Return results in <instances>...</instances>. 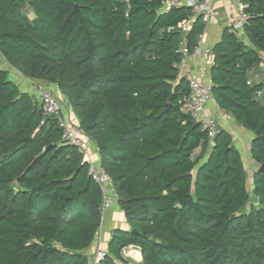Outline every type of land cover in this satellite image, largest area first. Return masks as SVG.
Here are the masks:
<instances>
[{
	"label": "trees",
	"instance_id": "trees-1",
	"mask_svg": "<svg viewBox=\"0 0 264 264\" xmlns=\"http://www.w3.org/2000/svg\"><path fill=\"white\" fill-rule=\"evenodd\" d=\"M167 1L0 0V53L57 84L97 147L128 224L104 264H128L129 245L139 264H264V0H240L247 19L223 28L209 70L217 107L252 133L249 178L232 135L209 140L185 110L180 47L205 24L182 31L192 10ZM100 205L83 153L0 68V264H87Z\"/></svg>",
	"mask_w": 264,
	"mask_h": 264
},
{
	"label": "built area",
	"instance_id": "built-area-1",
	"mask_svg": "<svg viewBox=\"0 0 264 264\" xmlns=\"http://www.w3.org/2000/svg\"><path fill=\"white\" fill-rule=\"evenodd\" d=\"M236 6L234 15L227 23L230 32H239L246 19L245 12L246 5L240 0H229ZM184 5L192 10V15L188 20L181 22V30L187 31L192 21L197 17H201L206 25L214 18H216V10L213 0H169L165 3L164 8L170 9L172 6ZM171 29V28H170ZM204 31L197 37V43L192 51H190L185 44L180 47L182 58L178 64L179 72L182 74L189 85V95L186 99L185 110L190 116L199 122L201 128L207 133L209 140L213 138L219 127L214 117L207 115L205 111L206 103L211 99V81L209 78V70L213 64L212 47L203 43ZM197 58L200 60L199 67L192 71L189 68V60ZM57 90V84H54ZM38 103L47 116H53L61 129V140L65 144L76 146L78 150L83 153L84 159L88 163V175L92 181L98 186L101 192V205L100 210L108 209L117 203L118 192L113 184L111 176L104 170V168L96 161L88 156V141L89 137L85 134L83 129L78 123H72L68 120L64 113V102L51 90L38 88ZM230 119V115L225 117ZM43 120H41V124ZM87 264H104L103 259L105 251L99 247L94 248L87 254Z\"/></svg>",
	"mask_w": 264,
	"mask_h": 264
},
{
	"label": "crops",
	"instance_id": "crops-1",
	"mask_svg": "<svg viewBox=\"0 0 264 264\" xmlns=\"http://www.w3.org/2000/svg\"><path fill=\"white\" fill-rule=\"evenodd\" d=\"M213 4L216 10V18L207 23L204 28L203 43L207 46L212 47L216 42L219 41L223 28L227 26L228 21L234 15L236 11V6L229 0H213ZM33 14V13H32ZM262 62L254 70L253 79L254 80H264V72L261 71L260 67H264V54L262 53ZM200 65V60L197 58H191L189 60V68L195 71ZM0 68L5 70L9 78L15 82L20 90L28 92L35 100L38 102V88H44L51 90L64 102V113L68 120L72 123H78V120L70 108L65 95L59 90L54 88V84H51L44 80H35L26 78L21 75L15 68L10 66L4 57L0 53ZM205 111L207 115L214 117L217 121L218 127L227 130L233 139V144L240 151L246 150L245 161L250 162V166H246L250 172L255 168V164L252 162L249 155V144L252 138V133L244 128H242L234 119H226L228 115L225 111L219 109L215 104L213 98L209 99L205 106ZM88 156L90 159L99 163V155L95 143L89 139L88 141ZM252 188V186H250ZM127 229L128 224L124 218L123 212L118 207L117 203L109 207L102 212V219L100 224V229L96 234L91 246L86 249L88 254L94 248L99 247L100 249L106 251L107 244L110 239L112 232L115 229ZM127 252V257L123 258L128 262V264L136 263L139 264L141 261V253L138 247L134 245L127 246L122 252ZM136 255V257H135ZM134 262H132V260Z\"/></svg>",
	"mask_w": 264,
	"mask_h": 264
},
{
	"label": "rangeland",
	"instance_id": "rangeland-1",
	"mask_svg": "<svg viewBox=\"0 0 264 264\" xmlns=\"http://www.w3.org/2000/svg\"><path fill=\"white\" fill-rule=\"evenodd\" d=\"M27 15H28V17H30V18L33 17V14H32L31 12H28ZM260 68H261V71L264 72V67H260ZM263 82H264V80H263ZM246 152H247L246 150H241V155H242L244 161H245L244 157H246ZM245 164H246V166H250V162H248V160L245 161ZM247 173H248V178H249V177L251 176V172H250V170L247 169ZM249 189H251V188L249 187ZM126 254H127L126 251L122 252V255H123L124 257H127ZM135 257H136V255H135ZM134 260H135V259H133L132 262H134ZM127 263H128V262H127ZM132 264H136V263H132Z\"/></svg>",
	"mask_w": 264,
	"mask_h": 264
},
{
	"label": "water",
	"instance_id": "water-1",
	"mask_svg": "<svg viewBox=\"0 0 264 264\" xmlns=\"http://www.w3.org/2000/svg\"><path fill=\"white\" fill-rule=\"evenodd\" d=\"M259 170L264 171V166H260Z\"/></svg>",
	"mask_w": 264,
	"mask_h": 264
}]
</instances>
